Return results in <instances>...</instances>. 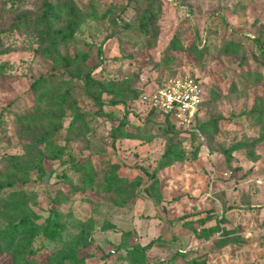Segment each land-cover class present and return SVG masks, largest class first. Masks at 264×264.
<instances>
[{
  "label": "rangeland",
  "instance_id": "rangeland-1",
  "mask_svg": "<svg viewBox=\"0 0 264 264\" xmlns=\"http://www.w3.org/2000/svg\"><path fill=\"white\" fill-rule=\"evenodd\" d=\"M43 1L0 0V47L6 49V53L0 54V65H4L0 73V117L4 119L0 129V171H5L8 155L23 152L12 127L16 115L35 109L34 97L27 94L30 84L38 77L56 71L50 59L35 51L38 43L34 36L5 28L19 12L39 13ZM74 1L85 11L90 8L88 5H93L96 16L84 19L73 39L62 45L63 53H86L89 64L99 63L92 72L94 78L106 80L127 76L136 88L144 90L143 94L173 75L195 77L206 93L214 90L220 94V98L200 116L201 120L210 115L223 117L219 121V131L213 137L212 150L203 145L196 160L174 163L163 169L159 174V186L152 188L142 169L152 171L153 161L170 137L160 126L162 116L147 114L146 101L142 97L127 101L126 109L130 113L126 116V128L141 139H117L112 146L110 129L118 124L125 109L122 105L106 104L104 109L111 111L116 119L94 116L89 120L94 130L72 142L69 154L62 160L52 162L54 172L47 184L34 182L35 174H30L28 183L23 187L17 185L15 189L28 190L29 206L42 216L48 215L49 199L57 187L69 195L70 199L60 205L61 211H70L73 215L72 218L63 215L61 219L67 228L63 238L75 237L80 224H92L91 245L81 249V253H92L86 259L89 264L101 262L102 255L107 252H110L106 257L108 264H127L120 256L124 250L117 248L125 230L132 231L131 241L141 244L159 237L147 251L148 264H184L185 254L202 257L208 252V264H264V140L257 144L255 151L260 158L256 161L248 159L244 150L232 152L230 161L222 153L238 140L251 141L262 135L254 119L239 115V112L250 109L264 96L261 55V50L264 52V0H160L161 9L154 24L150 25L149 33L140 31L136 25L134 13L141 7L137 0L128 7L125 0ZM112 18L116 19L117 25H113ZM155 31L158 35L154 39L152 33ZM173 36L179 39V50L165 66L162 59ZM204 38L206 49L202 57L197 58L192 45H198L200 49ZM228 41L240 44L237 52L225 56L221 49ZM98 47L102 48L101 55ZM243 55L245 58L241 63ZM255 71L260 77L257 84L254 82ZM62 78L75 87L74 96L79 108L82 111L90 109L82 77L70 80L64 75ZM232 87H235L234 91ZM68 121L69 117L65 116L63 126H67ZM175 123L178 132L173 136L174 141H179L186 151L202 140L201 136L185 130L188 128L183 124ZM65 133L64 128L58 144L64 143ZM85 157L99 171L95 183L102 179L101 172L114 164L120 166L118 172L129 180L140 175L145 182L134 192L130 189L129 194H133L124 205H118L120 197L111 192L86 188L72 193L69 179L75 181L78 175L73 170L74 162ZM46 163L50 169L51 164ZM62 172L68 179L62 177ZM209 209L225 227L240 231L241 244L211 249L210 242L199 240L180 220L184 214L196 217L207 214ZM107 223H114L115 228L103 231L101 227ZM214 223L212 219L206 225ZM5 226V221L0 218V228ZM194 226L199 225L195 223ZM189 237H195L194 242L189 244ZM44 242L41 236L34 240L41 260L50 248L44 246ZM191 244L195 250L189 251ZM164 246L169 247L167 256L163 255ZM178 252V259L170 258ZM0 264H12L10 255L1 254Z\"/></svg>",
  "mask_w": 264,
  "mask_h": 264
},
{
  "label": "trees",
  "instance_id": "trees-1",
  "mask_svg": "<svg viewBox=\"0 0 264 264\" xmlns=\"http://www.w3.org/2000/svg\"><path fill=\"white\" fill-rule=\"evenodd\" d=\"M136 1V0H135ZM141 7L135 10L136 25L144 33L150 32V25L154 24V18L160 11V0H137ZM133 0H125V6L132 4ZM85 11L74 0H44L40 5V11L36 15L27 12H19L10 21L7 30H18L22 33L32 35L36 38L38 46L36 52L53 62L55 72L40 76L29 86L27 94L34 97L36 102L35 109L30 112L16 115L15 123L12 127L13 132L18 135L22 144L21 154H10L7 156L5 171H0V218L6 226L0 228V255H10L12 264H89L86 259L92 253H81V249L88 248L92 240V224L76 230L75 237L63 238L65 228L62 217H73L70 211H61L62 202H67L70 197L60 188L54 190V194L49 199L48 215L42 216L29 206L28 190L15 189L16 186L23 187L28 183V176L35 174L33 181L41 185L48 183L50 176L54 172L52 162L62 160L63 156L69 154L70 144L94 130V125L90 121L94 116H101L105 119L115 120L116 117L111 111L104 109L106 104L122 105L125 109L124 115L118 119V124L110 129L112 146L117 139H141L126 128L128 123L126 116L130 113L127 101L141 98L143 89H138L133 85L130 77L121 79L101 80L94 78L92 72L99 63L89 64L86 53L77 52L69 55L62 52V45L69 43L81 23L87 17H95L96 12L93 5ZM113 25H117L116 19L112 18ZM4 31V29H3ZM1 34V31H0ZM158 32H153L155 39ZM255 39L259 42L260 40ZM240 43L228 41L221 49V54L225 56L233 55L237 52ZM179 39L173 36L167 46L166 54L162 62L167 66L171 63L175 53L179 50ZM204 38L202 47L192 45L197 58L202 57V52L206 49ZM6 53L5 48L0 47V54ZM98 53L102 54V48L98 47ZM264 61V52L261 50ZM245 56H242L241 63ZM83 65V68L81 66ZM4 65H0V73L3 72ZM59 68H63L62 71ZM86 69V70H84ZM67 75L70 80L82 77L84 82L83 91L90 99V109L82 111L79 103L74 96V86L65 82L62 76ZM251 78V73H248ZM174 77V75L172 76ZM171 78V77H170ZM259 75L255 71L254 82L257 84ZM197 79V78H196ZM232 91L235 87L231 88ZM204 98L201 101V108L195 115L193 124L189 130L191 135L201 136L196 145L186 151L179 145V141H174V134H177L175 121L168 115H162L154 108L147 107V114L159 113L162 116V130L170 134L167 143L160 155L153 161L152 171L143 168V174L150 180L152 188L159 186L158 173L173 165L188 160H196L203 145L210 150L213 137L219 131V121L223 118L220 115H210L207 119L201 120L200 116L204 110L208 111L219 98L220 94L214 90L204 91ZM239 115H245L254 119L256 125L260 126L262 135L258 139L251 141L238 140L222 150L227 161H230L232 152L244 150L246 157L252 161L260 158L256 153L257 144L264 140V96L257 99L248 110H242ZM68 116L67 126H63L62 119ZM89 117V118H87ZM4 119L0 117V129ZM165 125V126H164ZM65 128L63 136L64 143L58 144L59 134ZM51 168L47 169V163ZM117 164L110 166L101 172L102 179L95 183V178L99 171L92 166L88 157L74 162V171L78 175L75 181L69 179V190L72 193L84 191L86 188L95 189L97 192L114 193L120 197L118 205H124L132 196L129 194L136 188L142 187L143 178L139 175L134 180L118 172ZM63 178L68 179L67 174L61 173ZM147 188V186L145 187ZM14 189V190H13ZM159 195V192H156ZM89 200V199H87ZM217 215L209 209L205 215L191 217L184 214L180 217L182 224L193 231V234L200 240H209L212 248H223L232 243L241 244V236L238 229H229L220 223ZM214 219L215 223L206 225ZM199 226L196 227L194 224ZM115 228L114 223H107L101 227L103 231ZM121 240L117 245L118 249L124 250L120 255L128 264H147V251L157 242L155 237L145 244L131 241L133 235L131 230L121 233ZM217 234L216 238H213ZM41 236L44 238V246L50 247L45 258L38 259V250L34 247V240ZM57 246V247H56ZM60 246V247H59ZM45 248V247H44ZM114 252V251H113ZM110 252L102 255V261L91 264H108L107 256ZM180 253H174L171 258H175ZM184 264H207V255L197 257L185 254Z\"/></svg>",
  "mask_w": 264,
  "mask_h": 264
},
{
  "label": "built area",
  "instance_id": "built-area-1",
  "mask_svg": "<svg viewBox=\"0 0 264 264\" xmlns=\"http://www.w3.org/2000/svg\"><path fill=\"white\" fill-rule=\"evenodd\" d=\"M204 94L198 79L190 75H178L141 97L148 108H154L190 129L195 115L200 111Z\"/></svg>",
  "mask_w": 264,
  "mask_h": 264
},
{
  "label": "crops",
  "instance_id": "crops-1",
  "mask_svg": "<svg viewBox=\"0 0 264 264\" xmlns=\"http://www.w3.org/2000/svg\"><path fill=\"white\" fill-rule=\"evenodd\" d=\"M171 166H172V165H171ZM169 167H170V166H169ZM166 168H168V167H166ZM166 168H165V169H166ZM162 171H163V170H161V171L158 173V176H159V174H160ZM159 178H160V177H159ZM152 220H154V221L156 222V219H152ZM153 238H154V237H153ZM213 238H216L215 235H214ZM188 239H189L188 242H189V244H190V243L194 242L195 237H189ZM199 240H200V239H199ZM201 241H204V240H201ZM205 242H210V241H209V240H205ZM210 243H211V242H210ZM143 244H145V243H143ZM157 245H158V244H157ZM193 246H194V244H191V245L189 246V248H191V249H189V251H191V250H195V248H193ZM162 248H164L163 255H164V256H167V254H169V253H167V252L169 251V247H165V246H164V247H162ZM211 249H216V248H212V247H211ZM219 249H221V248H219ZM189 251H188V252H189ZM188 252L186 251V253H188ZM172 255H173V254H172ZM172 255H171V256H172ZM191 255H192V254H190V255H188V256L190 257ZM171 256H170V258H171ZM178 256H179V255H177L175 258L178 259ZM209 256H210V253L208 252V253H207V258H208V259H209ZM164 258H165V257H164ZM175 258H174V259H175ZM167 260H168V259H167ZM208 261H209V260H207V264H208ZM125 263H127V262L125 261ZM127 264H128V263H127ZM147 264H148V261H147ZM170 264H171V263H170ZM179 264H180V263H179Z\"/></svg>",
  "mask_w": 264,
  "mask_h": 264
}]
</instances>
